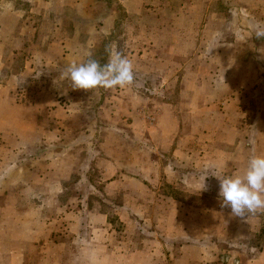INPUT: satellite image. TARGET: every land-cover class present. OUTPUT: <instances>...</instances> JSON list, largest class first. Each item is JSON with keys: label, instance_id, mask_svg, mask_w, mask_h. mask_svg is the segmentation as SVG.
I'll list each match as a JSON object with an SVG mask.
<instances>
[{"label": "crops", "instance_id": "1", "mask_svg": "<svg viewBox=\"0 0 264 264\" xmlns=\"http://www.w3.org/2000/svg\"><path fill=\"white\" fill-rule=\"evenodd\" d=\"M73 2L74 6L80 4L77 0ZM40 5L44 7L43 0L38 1L37 6ZM258 23L264 24V19L249 23L253 25L251 30L244 29L238 34L252 43L254 55L247 60L238 59V48L225 49V44H220L221 48L214 53L228 52L231 61L223 66L218 64L214 71L227 70V77L209 74L206 79L207 75L202 74L201 88L195 90L197 86L193 84L195 88L187 98L200 111L196 114L199 126H183L181 132L178 114L162 110L157 114L154 127L137 131L139 136L143 134L137 148L140 165H143L140 167L142 175L139 167L137 173L130 169L133 150L128 145L127 130L112 131L111 128L107 135L115 134L119 142L91 144L98 157L85 159L77 152L81 150L82 135L97 133L92 126L78 127L79 137L73 144L48 142L44 136L55 131L47 126V116L38 109V105H44L40 102L43 99L29 109L17 97L10 96L6 82H0V223L3 214L13 215L9 228L0 232V246L2 242L13 247L19 241H26L28 264H232L233 260L238 264H264V211L248 214L245 218L232 216L230 208L221 206L219 189L217 192L210 186L205 190L202 186L197 190L193 188L195 182H212L219 188V180H212L210 176L205 181L204 176L195 178L190 170L199 163L202 168L215 167L224 176L243 175L252 155L260 151L264 155V127L258 130L254 125H247L245 128L231 125L230 121V124L224 122V129L207 126L212 116L205 113L213 104L224 103L222 109L228 111L225 114H230L229 109L233 108L240 110L235 115L247 117L245 104H254L253 98L259 102L258 109L260 104L264 107V64L255 58L264 50V42L251 32ZM76 26H72L71 36L61 33L64 36L57 39L67 43V47L63 46L66 50L77 41L74 39L78 31ZM37 29L41 39L44 34L46 39L50 38L49 26L41 25ZM35 31L29 23V41L34 38ZM43 44L44 40L41 46ZM72 56L76 55L69 57ZM30 63L29 60V69ZM42 84L38 85L41 93ZM200 103L208 107L199 108ZM216 108L215 105L214 110ZM232 115L227 119L234 120ZM223 133L240 139L224 140L233 147L227 150L222 145L212 154L214 156L208 155L210 146L205 145L204 137L213 134L214 140ZM242 135H253L255 143L250 145ZM245 141L248 143L244 144ZM190 142H197L201 149L194 151ZM242 144L248 146V152H243ZM114 150L115 156L112 155ZM151 150L161 158L155 162L158 173L149 175L145 174L144 167L149 163ZM90 167L99 168L96 178L102 183L99 190L92 186L95 181L91 176L83 173ZM179 167L186 169L180 180L188 187L183 192L172 188L165 190L164 183L177 187L179 177L175 174ZM85 183L90 188L86 191ZM151 183L159 186L151 187ZM67 184H71L72 191H66L70 188ZM95 194L101 196L103 207L93 199ZM116 198L121 203L113 204L111 200ZM210 200H217V204L211 205ZM17 256L12 250L2 255L0 249V264H13ZM223 256H228L229 261L223 262Z\"/></svg>", "mask_w": 264, "mask_h": 264}, {"label": "rangeland", "instance_id": "2", "mask_svg": "<svg viewBox=\"0 0 264 264\" xmlns=\"http://www.w3.org/2000/svg\"><path fill=\"white\" fill-rule=\"evenodd\" d=\"M38 1L0 0L2 29L0 82L3 84L6 82L10 96L17 97L23 104L28 105L29 109L35 107V102L38 103L43 99L40 102L44 105H38V109H42L47 116V126L55 131L50 136H44L48 142L73 144L79 137L76 132L78 127L83 126V129H86L92 126L97 133L82 135L81 150L77 152L85 159L92 160L93 157H98V154L93 152L91 144L97 146L106 141L113 145L119 142V137L115 134L107 135L111 128L112 131L127 130L128 145L134 153L133 155L131 153L130 162L133 163L130 169L137 173L139 167L141 175L140 167L143 165H140L142 161L137 155V148L143 134L139 136L137 131L143 132L154 127L157 114L162 110L178 114L181 132L183 126L185 128L199 126L196 114L200 111L188 102V93L192 92V88L194 90V85L197 86L195 90L201 88L202 74L207 75L206 79L209 78V74L216 76L221 74L227 77V70L221 73L220 70L214 71L218 64L223 66L231 61L228 60V52L214 53L217 48H221L220 44H225V49L238 48V59L241 57L247 60L254 55L252 43L239 37L238 34L244 29L251 30L253 25L249 23L264 19V0H77L80 3L78 6L73 5V0H45L46 3L43 0L44 7L37 6ZM29 23L36 30L34 38L31 37L30 41ZM74 24L77 25L78 30L74 38L77 41L66 50L63 46L67 47V43H61L57 39L64 36L61 33L71 36L70 31ZM41 25L49 26V39H46L45 34L44 39H41V33L37 29ZM41 29L43 30V27ZM251 32L254 34V30ZM42 40L44 44L41 46ZM260 41L264 42V39ZM109 46L131 60L135 78L131 86L124 89L96 88L85 91L72 90L67 80L61 81L60 73L71 63L86 62L89 53L91 58L99 61L101 65L107 63L109 57L105 50ZM218 50L221 52L220 49ZM71 54L76 56L69 57ZM260 54L255 58L264 64V50L260 51ZM41 83H43V93L38 86ZM253 101L254 104H245L248 107L247 117L235 115L240 110L235 111L233 108L229 109L230 114H225V111H228L226 108L222 109L224 103L213 104L209 111H205L212 116L207 126H221L224 129V122L230 121L231 125L238 124L240 127L254 125L261 130L264 127V107L260 104L258 109L259 102H255L254 98ZM198 105L199 108L207 106L205 103ZM215 105L216 110H214ZM231 114H234L232 115L234 120L227 119ZM195 115V119H192ZM219 135L214 140H212L213 134L204 137L205 145L210 146L208 155L214 156L212 154L222 145L227 150L233 147L231 143L225 141L235 142L236 139H240L235 135L234 138L233 134ZM242 136L245 140L253 137V135ZM258 137L261 140V136ZM247 143L248 141L244 142ZM189 145L194 151L201 149L197 142H190ZM242 148L245 152L248 146L243 145ZM72 153L74 155V150ZM261 154L260 151L258 155ZM112 155H116L115 150L112 151ZM119 156L120 154L116 158ZM148 158L149 163L144 167L145 174H157L159 168H156L155 162L161 157L151 150ZM206 158L210 157L206 155ZM38 169L42 170L40 167ZM190 170H193L195 178L208 175L215 181L218 179L213 174L218 176L224 174H219L215 167L202 168L199 163ZM185 171V167L177 169V175L175 174L179 177V180H176L177 187L163 182L165 190L172 188L171 190L183 192L182 190L188 187L181 182L186 174ZM83 173L90 175L95 181L92 183L95 189H101V181L96 180L99 176V168H85ZM195 183L194 190L201 186L202 190L207 186L213 191L218 192L219 189L216 183ZM67 186H70L66 189L67 192L73 190L71 184ZM150 186L157 188L159 184L151 183ZM83 187L85 191L90 189L86 183ZM93 196V199L100 202L103 207L101 196L96 194ZM111 201L113 204L121 203L119 198ZM216 201L210 200V204L216 205ZM196 202L200 203V200L196 199ZM21 203L24 204L22 201ZM11 218L13 215L3 214L0 223L1 234L12 224H10ZM25 218L29 217L25 216ZM19 225L20 222L17 223L18 227ZM18 233L22 238L21 232ZM130 236H133V233ZM0 249L2 255H7L11 250L18 253L13 264H28L29 245L26 241H19L13 247L2 242Z\"/></svg>", "mask_w": 264, "mask_h": 264}, {"label": "clouds", "instance_id": "3", "mask_svg": "<svg viewBox=\"0 0 264 264\" xmlns=\"http://www.w3.org/2000/svg\"><path fill=\"white\" fill-rule=\"evenodd\" d=\"M253 30L256 39H264V24L254 25ZM105 51L109 57L107 63L101 65L89 53L86 62L69 64L60 73L61 81L67 80L72 90L85 91L131 86L135 79L131 60L112 46ZM254 143L250 138L249 144ZM213 176L219 180L221 206L230 208L232 216L245 218L248 214L264 211V155H252L243 175Z\"/></svg>", "mask_w": 264, "mask_h": 264}, {"label": "built area", "instance_id": "4", "mask_svg": "<svg viewBox=\"0 0 264 264\" xmlns=\"http://www.w3.org/2000/svg\"><path fill=\"white\" fill-rule=\"evenodd\" d=\"M221 260L223 261V262H228L229 261V257L228 256H223L222 258H221ZM232 262V264H238V261H236V260H233V261H231Z\"/></svg>", "mask_w": 264, "mask_h": 264}]
</instances>
